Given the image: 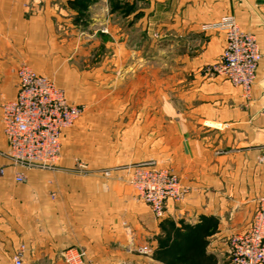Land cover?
I'll return each mask as SVG.
<instances>
[{
  "label": "crops",
  "instance_id": "1",
  "mask_svg": "<svg viewBox=\"0 0 264 264\" xmlns=\"http://www.w3.org/2000/svg\"><path fill=\"white\" fill-rule=\"evenodd\" d=\"M224 16L252 33L261 52L249 100L201 71L224 46L223 32L201 26ZM133 18L136 32L159 34L138 44L136 53L123 39ZM102 26L111 37L104 43L112 50L106 74L120 70L137 82L124 143L139 148L135 162L167 166L188 188L162 218L134 200L124 170L106 176L100 167L76 168L65 153L58 166L23 168L5 154L1 103L17 90L9 66L19 54L31 60L79 48L85 27L96 32ZM160 40H168L174 70L162 89L154 69L158 88L145 90V63L157 59L145 50L159 49ZM162 94L167 103L161 105ZM106 158L94 151L98 162ZM17 173L24 176L20 182ZM263 195L264 0H94L87 13L74 0H0V264L21 244L22 264H65L67 246L86 251L84 264H178L182 255L181 264H230L229 237L247 226ZM140 246L150 251L139 252Z\"/></svg>",
  "mask_w": 264,
  "mask_h": 264
},
{
  "label": "built area",
  "instance_id": "2",
  "mask_svg": "<svg viewBox=\"0 0 264 264\" xmlns=\"http://www.w3.org/2000/svg\"><path fill=\"white\" fill-rule=\"evenodd\" d=\"M201 30L224 34L223 50L207 72L239 88L242 97L249 100L261 58L255 36L243 31L233 16L203 24ZM16 75L15 96L1 103L5 154L13 164L23 168H52L60 156L62 131L76 122L82 107L70 103L64 90L51 78L26 64L17 68ZM125 169L134 200L144 204L156 218H162L167 205L181 202L188 192L174 172L157 166L151 159L135 162ZM104 174L109 176L110 171L105 170ZM23 178L22 173L15 176L17 182ZM228 245L230 264H264V195L258 198L247 226L233 233ZM24 249L21 244L7 264H22ZM138 251L148 253L150 248L140 246ZM61 259L65 264H84L86 251L67 246L61 250Z\"/></svg>",
  "mask_w": 264,
  "mask_h": 264
},
{
  "label": "rangeland",
  "instance_id": "3",
  "mask_svg": "<svg viewBox=\"0 0 264 264\" xmlns=\"http://www.w3.org/2000/svg\"><path fill=\"white\" fill-rule=\"evenodd\" d=\"M74 1H77L80 9L87 13V7L94 0ZM129 4L131 8L134 7V3ZM81 20L87 21L84 17ZM133 20L134 18L129 21L127 31L123 33V39L127 40L128 49L136 53L138 44L140 45L142 41L157 40L156 37L159 34L136 32L135 27H131ZM83 31L78 34L84 38L81 40L79 48L59 50V54L52 50L48 56L42 57L36 54L31 60H26L22 56L23 54H19L16 58L17 62L9 66L8 73L14 77L17 86L16 70L21 64H26L35 72L51 78L64 90L70 103L82 107V112L76 122L71 127L64 129L60 156L64 153L69 154L71 160L75 161L76 168L100 167L101 171L119 170L117 172L122 173L124 170V174L126 173L125 168L135 163L137 161L135 158H138L136 152L139 148L136 149V146L124 143L127 132L125 125L132 116L131 110L136 107L134 106L136 105L134 94L137 90V82L135 78L126 75V73L124 76L120 74V70L113 76L106 74V69L110 67L112 50L105 48L104 43L110 41L111 37L104 26L99 27L96 32H92L87 27ZM120 36L121 34H118V40H120ZM89 38L91 39L89 40ZM93 39L99 43L93 46ZM156 43L160 44L159 49L145 50L146 57L155 55L157 58L155 61L149 58L148 63H145V78L147 79L145 90H152L153 87L154 89L158 88L157 82L159 81L151 80L154 69L155 79H161L162 89L168 87V78L174 70L167 44L168 40H160ZM211 63L202 66V73L207 71L206 69ZM131 90L134 94L131 93ZM159 101L161 105L167 103V95L162 94ZM135 117H132V120H135ZM95 150L102 158L107 157V161L98 162L93 159ZM60 156L55 166H58ZM164 167L168 169L167 166ZM123 181L130 186L126 177ZM176 259L177 262L179 261L178 264H181L185 258L182 255L181 257L176 256Z\"/></svg>",
  "mask_w": 264,
  "mask_h": 264
},
{
  "label": "trees",
  "instance_id": "4",
  "mask_svg": "<svg viewBox=\"0 0 264 264\" xmlns=\"http://www.w3.org/2000/svg\"><path fill=\"white\" fill-rule=\"evenodd\" d=\"M74 5H75L76 8L80 9V5L78 4L77 1H74ZM128 8H129V9L131 8L130 4H128ZM131 9H132V8H131Z\"/></svg>",
  "mask_w": 264,
  "mask_h": 264
}]
</instances>
